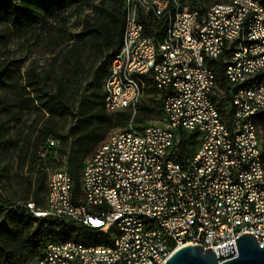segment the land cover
<instances>
[{
    "label": "built area",
    "instance_id": "obj_1",
    "mask_svg": "<svg viewBox=\"0 0 264 264\" xmlns=\"http://www.w3.org/2000/svg\"><path fill=\"white\" fill-rule=\"evenodd\" d=\"M124 17L121 42L112 68L101 82L104 110L126 111L132 117L128 131L108 134L100 145L83 159L78 172L79 195L72 194V179L63 164L49 171L44 180V200L53 198L54 216L39 215V209L27 203L36 217H50L79 227L91 228L106 235L111 249L97 246L78 248L48 242L31 264L51 261L59 253L63 264H163L176 249L201 245L215 254L217 248L232 244L240 234H250L264 243V166L261 161L260 128L249 126L241 133L250 113H259L264 104L246 110V104H234L235 88H240L244 67L264 62V36L252 38V55L241 51L242 32L249 18H256L258 2L239 0L238 8L203 9L206 27L193 30L189 5L175 10L168 4L166 18H149L139 10L138 0H121ZM160 3V1H156ZM168 13H178L175 36L160 40L159 27ZM133 14L144 20V39H137L132 28ZM197 32H205L215 41V58L222 82L227 87L215 94L206 93L207 79L203 56L206 44L198 43ZM179 46H189L190 56L177 57ZM174 47V55H167ZM119 58L129 61V77L119 79ZM188 70V77H181ZM132 77H139L143 96L152 88L160 103L161 121L136 124V107L142 101L131 100ZM167 86H175L176 96L166 100ZM263 89L248 93L261 96ZM208 98H225L228 130L223 150L213 152L215 113L208 108ZM228 113V115H227ZM186 123V131H178ZM196 133H203V144H196ZM194 134L185 146L186 154L177 160L180 138ZM186 139V138H185ZM58 140L48 138L43 151L51 148L57 161ZM226 166H234V177L224 178ZM51 264H55L52 263Z\"/></svg>",
    "mask_w": 264,
    "mask_h": 264
},
{
    "label": "rangeland",
    "instance_id": "obj_2",
    "mask_svg": "<svg viewBox=\"0 0 264 264\" xmlns=\"http://www.w3.org/2000/svg\"><path fill=\"white\" fill-rule=\"evenodd\" d=\"M98 1L60 0L59 3L52 4V0H13L15 5H27L26 18L16 30L0 20V120L8 126V131L0 139V198L7 200L11 207L24 209L27 203L32 202L34 205H41L46 174L63 164L60 161H65L70 151L74 138L71 131L82 117L77 113L79 100L92 87L97 60L106 58L108 54V48H93L88 36L81 34L84 22L93 27L99 20L105 19V13L98 9ZM201 1L202 3L197 4L208 6L219 1L224 2ZM184 2L191 5L192 0ZM111 8L114 5L106 3L103 10L109 11ZM67 58L77 59L81 69L65 95L68 112L61 117L51 116L33 99L35 94L40 96L44 92L54 91V76L63 68L69 69L62 65ZM27 80H33V86L26 87ZM217 81V87L222 89L223 85L219 79ZM142 100L156 107L154 90H145ZM220 102L222 107L226 106L225 98ZM140 115L137 112L135 116ZM107 116H111L110 119H105L100 125L103 129L102 140L108 134L123 129V126H109L113 116L110 113ZM159 121L161 114L155 112L140 123ZM43 126L49 131L41 140L48 136L58 140L57 148L60 153L58 151L57 161L53 156L44 155L36 146L35 136ZM41 179L43 185L39 187ZM9 217L4 211H0V222L12 227L14 218ZM38 226L43 227L44 224L39 221L31 222V228ZM52 228L53 232L38 242L34 254L24 264H31L44 244L59 242L64 237L86 245H101L99 242L102 239L96 235L60 234L54 232L55 227Z\"/></svg>",
    "mask_w": 264,
    "mask_h": 264
},
{
    "label": "trees",
    "instance_id": "obj_3",
    "mask_svg": "<svg viewBox=\"0 0 264 264\" xmlns=\"http://www.w3.org/2000/svg\"><path fill=\"white\" fill-rule=\"evenodd\" d=\"M41 1V0H34ZM52 4L59 3L60 0H52ZM76 2H81L82 0H75ZM184 0H180L182 4ZM226 2L225 0H223ZM264 6V0H258ZM106 3H111L114 5V8H111L109 11L103 10ZM197 3H202L201 0H192L191 5H189L190 10L203 12V9L208 8L209 6L214 5H200ZM219 3H223L219 1ZM98 9L105 13V19L99 20L93 27L89 26L87 22L83 24L82 35L88 36V41L93 48L99 50L101 46L108 48V54L106 58L97 60L95 66V77L90 87V91L79 100L78 105V115L82 117L78 120V124L75 128L72 129V134L74 136L71 148L67 154L64 162V167L72 179V194L73 199L76 200L79 195V183H78V172L81 167L83 159L93 150L95 145L100 144L102 140L103 129L100 128L102 122L106 119H110L111 116H107V112L104 110L103 101H102V92L100 80H104L107 75V68L109 67V62L113 54L118 50V47L121 42V35L123 29V17L124 9L121 0H99ZM26 4L15 5L13 0H0V20L4 21L14 30L17 29L19 24L26 18ZM161 35V32H159ZM216 63V64H215ZM64 67L59 73L54 76V86L55 89L53 92H44L40 96H34V101L36 104L47 114L51 116L61 117L68 112V100L65 96L67 91L72 85V80L77 76L79 70L81 69V64L77 59H65L62 62ZM213 68L216 70V87L217 79L223 85V90L225 96H227V87L222 82V75L218 61L213 62ZM219 66V67H218ZM1 73V72H0ZM101 80V82H102ZM33 80H27L25 82L26 87L33 86ZM151 89L152 88H148ZM219 88H216V91ZM216 105V98H211ZM154 106H150L148 103L143 100L136 107L137 112H140L139 117L134 116L133 121L136 124H141L142 120H146L148 116L153 113L160 112V103L158 100L154 102ZM216 107L220 115L222 116L224 122L228 125V119L226 118V110H222V104L220 100L217 102ZM113 116V121L108 125L113 127H126L128 122L132 119L129 117V113L126 111H118L110 113ZM228 115V113H227ZM258 117V118H257ZM257 124L261 131V161L264 166V109L259 112L256 116ZM36 122L33 123V128H35ZM8 131V126L4 121L0 120V139H3L5 133ZM49 130L46 127H42L37 131L35 136L36 146L44 155L52 156L51 148H47L43 151L45 146L44 136L48 133ZM180 131H186L181 129ZM186 137H183V134L180 138V149L177 153V160H180L183 154L188 152L185 150L187 143H192L194 139V134H187ZM197 136V134H196ZM186 138V139H185ZM197 138V137H196ZM6 141V140H5ZM56 151L60 153V150L56 148ZM44 182V181H43ZM42 179L40 180L39 187L43 185ZM44 200V189L43 197L40 199L41 205H37L32 202L33 208L43 209L45 207ZM0 211H4L6 215L14 218V226L9 227L7 223L0 222V264H24L26 260L32 256L35 252V246L38 242L49 233L53 232L55 227V233L60 234H75V235H92L100 237L102 240L99 242L101 245H110L106 235L99 233L98 231L72 225L70 223L62 222L50 217H35L32 213L28 211L27 208L21 209L20 207H11V204L7 200H2L0 198ZM9 217V218H10ZM39 221L44 224L43 227H32L31 222ZM67 237L62 238L59 243L69 241ZM81 243V242H80ZM44 246V245H43ZM42 249V248H41ZM41 251V250H40Z\"/></svg>",
    "mask_w": 264,
    "mask_h": 264
},
{
    "label": "bare ground",
    "instance_id": "obj_4",
    "mask_svg": "<svg viewBox=\"0 0 264 264\" xmlns=\"http://www.w3.org/2000/svg\"><path fill=\"white\" fill-rule=\"evenodd\" d=\"M156 1H160L157 3ZM251 2H258V0H250ZM174 2L175 10H184V4L179 0H138L139 10H146L149 12V18L164 19L166 18V12H168V4ZM261 4V3H260ZM214 5L209 6L212 8ZM261 6H263L261 4ZM219 8H238L239 0H227L226 2L219 3ZM190 10V7H189ZM190 19L194 20L193 30H201L206 27V19L204 13L190 10ZM178 23V13H168L167 22H163L159 27L161 32L160 40H169V36H175V28ZM132 28L136 32L137 39H144V20L140 18V14H133ZM255 36H264V7L256 8V18H249L245 25V32H242L241 37V51L245 55H252V38ZM198 43L206 44V53L203 56V63L205 66V76L207 79L206 93L215 94L216 92V70L213 68V62L218 61L213 54L215 52V41H211V36H206L205 32H197ZM167 55H174V47H167ZM190 56L189 46H179L177 50V57ZM114 64V55L112 56L109 67L112 68ZM216 64V63H215ZM129 61L127 58H119L118 62V76L119 79H126L129 77ZM244 75L248 77H256L253 79H243L240 88H235V94L233 95L234 104H246V110H254V105L264 104V92L261 96H252L251 102H248V93L253 89L264 88V62H259L254 65H247L244 67ZM181 77H188V70H181ZM106 77L104 80H106ZM133 91L131 92V100H139L143 96V88H141L140 78L132 77ZM173 96H176L175 86H167L166 100H173ZM208 108H213L215 113V134L213 136V152H220L223 150V138L224 133L228 130V125L224 122L220 115L218 108L211 98H208ZM259 114V113H258ZM257 113H250L247 117V123L241 124V133H248L249 126H256ZM258 118V117H257ZM132 127V119L121 130L116 132L128 131ZM181 129L186 130V123H178V131ZM196 144H203V133H196ZM259 138H261V131H259ZM100 145V144H99ZM234 177V166H226L224 170V178ZM54 206L53 198H45V207L39 209V215L54 216V209L49 208ZM36 217V216H35ZM59 243V242H57ZM60 244H69V241H65ZM90 246H97L99 249H111L110 245H86L78 242V248H88ZM51 261L55 264H63V258H59V253H51ZM51 261L41 260V264H51Z\"/></svg>",
    "mask_w": 264,
    "mask_h": 264
},
{
    "label": "water",
    "instance_id": "obj_5",
    "mask_svg": "<svg viewBox=\"0 0 264 264\" xmlns=\"http://www.w3.org/2000/svg\"><path fill=\"white\" fill-rule=\"evenodd\" d=\"M232 244L217 248L216 254L201 245L187 244L174 250L163 264H264V243L250 234H240Z\"/></svg>",
    "mask_w": 264,
    "mask_h": 264
}]
</instances>
